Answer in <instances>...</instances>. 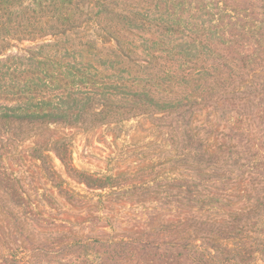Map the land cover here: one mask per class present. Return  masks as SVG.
Returning <instances> with one entry per match:
<instances>
[{"label": "rangeland", "instance_id": "obj_1", "mask_svg": "<svg viewBox=\"0 0 264 264\" xmlns=\"http://www.w3.org/2000/svg\"><path fill=\"white\" fill-rule=\"evenodd\" d=\"M44 1L0 0V11L4 14L9 11L21 14L28 9L40 11L44 9L38 5ZM88 1L91 0H84V13L107 9L155 19L173 17L184 26L189 23L199 30L215 27L218 23L211 20L225 9L230 17L225 22H231L235 35L243 27L264 25V0H114L117 6L107 8L91 5ZM0 23L4 24V20ZM127 37L140 49L147 43L143 44L146 39L150 44L157 43L160 49H172L181 54H195L201 50L186 34L166 35L159 30L147 34L134 29ZM56 39L48 36L33 42L6 40L0 56L3 71L27 66L15 65L18 61L7 63L11 67L5 63L14 57H26L27 54L19 49H35L56 43ZM59 40L61 43L50 52L44 50L42 53H54L68 64L98 63L107 59L106 53L113 49L95 28L80 29L76 35L69 34ZM235 41L226 55L228 61L239 65L248 56L262 58L263 65L248 81L263 79L264 44L262 52L256 55L246 46L255 47L253 40L246 43L247 39L239 36ZM165 59L170 60L169 57ZM216 98L215 105L195 117L193 129L213 151L221 145L239 149L240 165L221 166L210 174L220 177L221 182L209 181L192 189V194L210 199L208 203L190 202L192 195L188 189L179 187V180L192 179L198 174L197 167L186 164L180 148L170 145V120L137 117L90 130L52 125L38 128L22 143L13 144L4 151L0 161L18 181L17 197L0 185V264H161L158 255L161 253L147 255L138 248L124 249L118 242L131 238L168 242L175 236L204 248L207 245L202 238L205 242L214 239L219 247V252H215L218 258L227 257L223 247L228 246L240 249L248 258L247 263L264 264V207L260 217L244 221L246 231L241 240H225L201 231L199 224L192 225L201 221L210 231L228 228L234 217L255 209L257 202L264 199V165L257 166L258 162H264V125L254 119L249 108L264 107V95L230 103L224 101L227 95ZM218 107H229L231 113H234L233 107H237V111L245 113V130L240 139L227 141L205 128L206 125L226 128V119L220 121ZM61 141L70 143L72 159L78 169L118 177L119 186L94 191L71 178L55 151ZM37 145L49 157L65 190L73 193L75 200L60 192L46 175L42 162L33 157L32 149ZM228 162L227 159L225 163Z\"/></svg>", "mask_w": 264, "mask_h": 264}, {"label": "trees", "instance_id": "obj_2", "mask_svg": "<svg viewBox=\"0 0 264 264\" xmlns=\"http://www.w3.org/2000/svg\"><path fill=\"white\" fill-rule=\"evenodd\" d=\"M88 3L103 8L117 6L114 0H91ZM38 6H42L41 9L45 11L28 9L21 14L11 11L4 14L0 11V21L4 20V24L0 23V56L4 52L6 40L33 42L48 36L57 38L56 43L43 44L35 49L21 48L19 51L27 54L26 57H14L5 62L6 65L14 61H18L15 64L17 66L27 65L22 69L7 65L11 68L3 71L0 61V161L4 158V151L13 144L22 143L28 134L38 128L62 125L90 130L137 117L149 116L158 121L166 119L170 120V145L180 148L187 165L197 167L198 175L192 179L179 180V187L188 189L187 192L192 195L190 202H210V199L192 194V189L196 190L209 181L221 182L220 177L210 175L211 171L221 166H239L240 151L227 145L211 150L206 140L196 135L193 122L200 112L215 105L214 98L219 95H227L228 99L224 101L229 103L243 98L250 101L264 95V78L256 82L248 81L263 65V59L248 56L238 65L228 61L226 56L239 36L247 39L246 43L248 40L252 43L253 40L255 47L246 45L252 49V54L261 53L264 25L250 26L248 29L243 27L235 35L231 30V22H225L230 18L225 9L211 20L218 23L215 27L199 30L189 23L184 26L173 17L155 19L107 9L84 13V0H45ZM88 28L101 32L104 41L113 45L104 61L68 64L62 57L48 54L55 45L61 43L59 37L76 35L80 29ZM134 29L147 34L158 30L166 35L186 34L201 50L195 54H181L172 49H160L157 43L150 44L146 39L143 44L147 43L140 49L127 37ZM44 50L49 52L42 53ZM168 57L170 60L165 59ZM218 108L221 112L220 121L226 119V128L221 129L218 125H206L205 128L227 141L240 139L245 130V113L237 111V107H233L234 113L228 110L229 107ZM239 108L242 110V107ZM249 108L254 119L264 125V107ZM32 151L33 157L42 162L46 175L56 183L60 192L75 200V195L65 190L44 150L37 145ZM55 151L66 173L88 189L107 190L119 186L118 177L78 169L74 165L68 141L58 142ZM227 159L229 162L225 163ZM263 165L264 162L257 164L258 167ZM0 185L14 197L18 196L15 188L18 181L3 163H0ZM263 207L264 199L257 202L255 209L234 217L228 228L210 231L201 221L192 225L199 224L202 226L201 231L225 240H241L246 231L244 221L260 217ZM201 240L207 247L192 245L187 239L178 236L168 242L159 239H121L118 245L124 249L138 248L147 255L161 253L158 254L161 264H250L240 249L225 246L223 251L227 257L218 258L216 253L219 247L214 239H207V242L203 238Z\"/></svg>", "mask_w": 264, "mask_h": 264}]
</instances>
